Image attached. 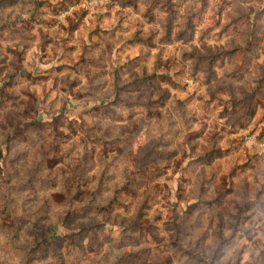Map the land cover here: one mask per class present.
<instances>
[{"label":"rangeland","instance_id":"obj_1","mask_svg":"<svg viewBox=\"0 0 264 264\" xmlns=\"http://www.w3.org/2000/svg\"><path fill=\"white\" fill-rule=\"evenodd\" d=\"M0 264H264V0H0Z\"/></svg>","mask_w":264,"mask_h":264},{"label":"trees","instance_id":"obj_2","mask_svg":"<svg viewBox=\"0 0 264 264\" xmlns=\"http://www.w3.org/2000/svg\"><path fill=\"white\" fill-rule=\"evenodd\" d=\"M148 76L147 75H145L144 77H141V78H139V81H141V82H143V80L145 79V78H147ZM169 257H167V259H168ZM180 260V259H179ZM169 261H171L170 259H169ZM184 262V259H182V263ZM199 262V261H198Z\"/></svg>","mask_w":264,"mask_h":264}]
</instances>
